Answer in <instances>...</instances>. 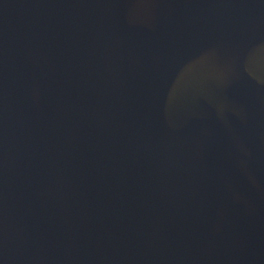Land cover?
Wrapping results in <instances>:
<instances>
[{
  "label": "water",
  "instance_id": "water-1",
  "mask_svg": "<svg viewBox=\"0 0 264 264\" xmlns=\"http://www.w3.org/2000/svg\"><path fill=\"white\" fill-rule=\"evenodd\" d=\"M0 264H264V0H0Z\"/></svg>",
  "mask_w": 264,
  "mask_h": 264
}]
</instances>
